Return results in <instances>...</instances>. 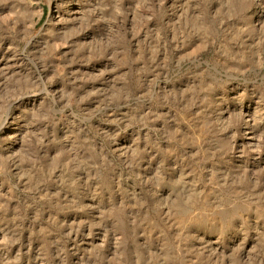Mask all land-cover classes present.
<instances>
[{"label":"rangeland","instance_id":"obj_1","mask_svg":"<svg viewBox=\"0 0 264 264\" xmlns=\"http://www.w3.org/2000/svg\"><path fill=\"white\" fill-rule=\"evenodd\" d=\"M0 264H264V0H0Z\"/></svg>","mask_w":264,"mask_h":264}]
</instances>
